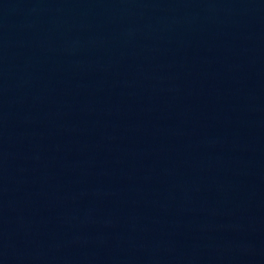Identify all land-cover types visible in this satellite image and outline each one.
Returning a JSON list of instances; mask_svg holds the SVG:
<instances>
[{"label": "water", "instance_id": "obj_1", "mask_svg": "<svg viewBox=\"0 0 264 264\" xmlns=\"http://www.w3.org/2000/svg\"><path fill=\"white\" fill-rule=\"evenodd\" d=\"M0 264H264V0H0Z\"/></svg>", "mask_w": 264, "mask_h": 264}]
</instances>
